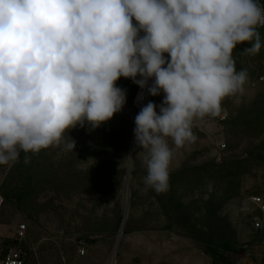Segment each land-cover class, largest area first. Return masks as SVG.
I'll list each match as a JSON object with an SVG mask.
<instances>
[{
    "label": "clouds",
    "instance_id": "obj_1",
    "mask_svg": "<svg viewBox=\"0 0 264 264\" xmlns=\"http://www.w3.org/2000/svg\"><path fill=\"white\" fill-rule=\"evenodd\" d=\"M259 26V0H0V166L75 150L71 129L99 128L122 111L124 77L163 93L133 131L145 186L165 192L173 146L194 139L193 120L244 92L248 74L233 52L248 43L244 52L258 54Z\"/></svg>",
    "mask_w": 264,
    "mask_h": 264
},
{
    "label": "rangeland",
    "instance_id": "obj_2",
    "mask_svg": "<svg viewBox=\"0 0 264 264\" xmlns=\"http://www.w3.org/2000/svg\"><path fill=\"white\" fill-rule=\"evenodd\" d=\"M244 55L238 45L233 52L237 70L257 75L247 80L243 93L227 98L217 115L193 120L194 139L173 146L170 176L239 160L244 174L196 189L171 178L165 192L147 188L143 149L133 131L141 109L134 98L99 128L71 129L66 135L75 140V150H46L41 181L35 177L37 200L44 206L36 220L12 204L1 206V230L13 233L17 225H27V264H221L212 247L226 240L237 241L238 251L250 246L263 255L254 224L264 225V215L251 198L264 196V151L257 152L264 147V132L253 137L252 127L244 135L251 117L242 111L264 106V61L248 56L244 63ZM162 101L163 93L149 95L146 104ZM12 166H0V188ZM170 189L180 208L173 206ZM237 253H225V259L239 264Z\"/></svg>",
    "mask_w": 264,
    "mask_h": 264
},
{
    "label": "trees",
    "instance_id": "obj_3",
    "mask_svg": "<svg viewBox=\"0 0 264 264\" xmlns=\"http://www.w3.org/2000/svg\"><path fill=\"white\" fill-rule=\"evenodd\" d=\"M257 31L261 35L262 43H264V27H258ZM239 46L244 50L246 47H249L250 44L245 43ZM165 56H167V54H165ZM248 56H251L252 60L255 62L264 61V47H262L260 52L256 55H248L245 53V55L241 58V61L244 63L248 62ZM248 73L247 80L250 81L257 75L256 72ZM116 83L118 87L126 91L127 101L131 103L136 97L140 86L128 78L118 80ZM242 115L251 117V119L247 122V125L250 128L247 130H242L244 135H246L247 132L252 129V127H255L253 137L256 135L258 136L261 131L264 132V106H258L257 108L249 111H242ZM196 133L198 134V132ZM116 135L118 136V133H116ZM46 150L47 149L41 150L39 153L35 154L29 153L28 155L30 160L28 163L24 162V154L22 153L19 161L13 164L10 172L8 173L0 188V195L4 199V202L16 206L20 211L28 214V218L31 220H36V218L41 215L44 210V206L38 203L36 191L39 181H41V173L43 172L44 167H46V165H43ZM258 151L263 152L264 147H259L257 152ZM245 172L246 166L243 161L239 160L224 165L186 168L178 174L170 176V178L172 180L175 179V184L177 183L181 186H189L193 189H196V187L201 186L208 181H222L228 179L229 177L235 179L239 178ZM35 177L37 180L38 177H40V180L36 181ZM168 196L171 199L173 206L176 208L181 207V201L177 198L173 189H170ZM256 196L261 195L256 194ZM212 249L214 256H218V259L222 261L221 264H231L228 259H225V253L236 254L238 252V243L235 240H226L219 245L212 247ZM24 250L26 251L25 247ZM214 264L220 263L216 261Z\"/></svg>",
    "mask_w": 264,
    "mask_h": 264
},
{
    "label": "built area",
    "instance_id": "obj_4",
    "mask_svg": "<svg viewBox=\"0 0 264 264\" xmlns=\"http://www.w3.org/2000/svg\"><path fill=\"white\" fill-rule=\"evenodd\" d=\"M259 3L264 7V0H259ZM260 28L264 26H259ZM147 91V89H139L137 97L135 99V105L137 106V98L141 91ZM148 92V91H147ZM140 104V103H139ZM251 203L257 206L261 214L264 215V196H254L251 198ZM4 204V199L0 195V208ZM257 231L261 234L259 236V244L264 254V225L259 221L255 222ZM27 225L19 224L16 226L13 233L11 231H3L0 226V264H26V252L23 248L24 242L27 240ZM245 264H257L254 260H247ZM264 264V263H258Z\"/></svg>",
    "mask_w": 264,
    "mask_h": 264
},
{
    "label": "crops",
    "instance_id": "obj_5",
    "mask_svg": "<svg viewBox=\"0 0 264 264\" xmlns=\"http://www.w3.org/2000/svg\"><path fill=\"white\" fill-rule=\"evenodd\" d=\"M237 259L239 264H245L247 260H254L257 264L264 263V254H257L247 246L238 251Z\"/></svg>",
    "mask_w": 264,
    "mask_h": 264
},
{
    "label": "bare ground",
    "instance_id": "obj_6",
    "mask_svg": "<svg viewBox=\"0 0 264 264\" xmlns=\"http://www.w3.org/2000/svg\"><path fill=\"white\" fill-rule=\"evenodd\" d=\"M149 93L147 92V91H141L140 93H139V95H138V98H137V107H139V108H142L145 104H146V102H147V100H148V98H149ZM140 103V104H139Z\"/></svg>",
    "mask_w": 264,
    "mask_h": 264
}]
</instances>
